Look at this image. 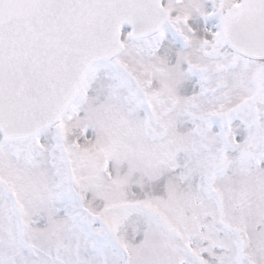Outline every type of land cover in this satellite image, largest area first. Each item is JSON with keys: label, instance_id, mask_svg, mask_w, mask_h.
I'll list each match as a JSON object with an SVG mask.
<instances>
[{"label": "snow or ice", "instance_id": "1", "mask_svg": "<svg viewBox=\"0 0 264 264\" xmlns=\"http://www.w3.org/2000/svg\"><path fill=\"white\" fill-rule=\"evenodd\" d=\"M0 264H264V0H0Z\"/></svg>", "mask_w": 264, "mask_h": 264}]
</instances>
